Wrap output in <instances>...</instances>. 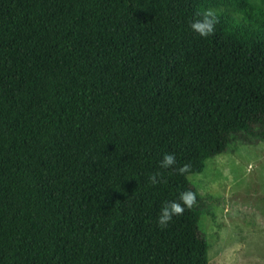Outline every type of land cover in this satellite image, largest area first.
Returning a JSON list of instances; mask_svg holds the SVG:
<instances>
[{"label": "trees", "instance_id": "16d2710c", "mask_svg": "<svg viewBox=\"0 0 264 264\" xmlns=\"http://www.w3.org/2000/svg\"><path fill=\"white\" fill-rule=\"evenodd\" d=\"M263 123L264 0H0V264H208L187 174Z\"/></svg>", "mask_w": 264, "mask_h": 264}, {"label": "rangeland", "instance_id": "374dc122", "mask_svg": "<svg viewBox=\"0 0 264 264\" xmlns=\"http://www.w3.org/2000/svg\"><path fill=\"white\" fill-rule=\"evenodd\" d=\"M187 177L199 194L208 264H264V123L233 135Z\"/></svg>", "mask_w": 264, "mask_h": 264}, {"label": "clouds", "instance_id": "9594fccd", "mask_svg": "<svg viewBox=\"0 0 264 264\" xmlns=\"http://www.w3.org/2000/svg\"><path fill=\"white\" fill-rule=\"evenodd\" d=\"M197 16H201V19L193 21L190 25L193 31L199 33L201 36L207 37L214 33V26L217 22L216 14L213 10L209 9L203 12H198ZM176 164V157L174 154H165L162 161V168H171ZM188 169V166L185 165L178 169V171L183 174ZM159 177V178H158ZM149 183L153 186L166 183L164 177L161 173L157 172L152 174L149 177ZM196 199V194L192 191H184L180 193L179 201H165L160 214H159V225L167 227L168 223L173 219L174 216L183 214L185 206L191 207Z\"/></svg>", "mask_w": 264, "mask_h": 264}]
</instances>
